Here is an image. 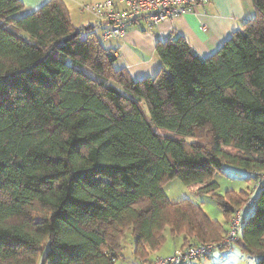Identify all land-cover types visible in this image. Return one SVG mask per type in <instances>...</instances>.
<instances>
[{"label":"trees","instance_id":"1","mask_svg":"<svg viewBox=\"0 0 264 264\" xmlns=\"http://www.w3.org/2000/svg\"><path fill=\"white\" fill-rule=\"evenodd\" d=\"M253 4L209 58L160 41L161 71L135 81L60 0L21 18L20 0H0V264H117L128 233L139 263L166 231L184 247L219 242L223 226L163 185L217 197L224 165L260 183L253 210L249 193L218 204L227 221L250 208L235 243L264 264V0Z\"/></svg>","mask_w":264,"mask_h":264},{"label":"crops","instance_id":"2","mask_svg":"<svg viewBox=\"0 0 264 264\" xmlns=\"http://www.w3.org/2000/svg\"><path fill=\"white\" fill-rule=\"evenodd\" d=\"M20 1L24 9L16 15L18 18L34 13L51 0ZM60 1L69 11L75 29L96 27L95 32L100 45L113 53L117 59L115 68L125 70L135 81L155 77L161 71V61L156 53V46L160 41L182 37L200 58H209L252 18L253 2V0H211L207 4L198 6L196 13L171 19L152 28L144 18H140L127 27L124 37L106 40L103 37L106 26L93 11L86 10L85 7H93L101 2L118 4V0ZM118 6L122 7L121 4ZM231 217L227 221L228 227L223 226L224 236L228 231ZM167 233L169 231L165 233L168 240ZM172 237L173 245L165 248V243L159 251L151 253L150 260L168 257L183 246L182 237ZM117 264H139L133 254L132 240L125 243L124 259Z\"/></svg>","mask_w":264,"mask_h":264},{"label":"built area","instance_id":"3","mask_svg":"<svg viewBox=\"0 0 264 264\" xmlns=\"http://www.w3.org/2000/svg\"><path fill=\"white\" fill-rule=\"evenodd\" d=\"M211 0H118L113 2H101L95 6H86V10L93 11L98 19L104 23V39L122 38L126 34L127 27L137 19L144 18L149 27H157L160 24L196 13L200 5L207 4ZM260 186V183H258ZM257 186V187H258ZM254 194H249L248 206L254 208ZM244 208L233 213L229 228L223 240L216 243H200L181 247L175 252L162 258L150 261H141L139 264H198L209 259L215 252L224 250L228 245L234 244L240 235L243 224Z\"/></svg>","mask_w":264,"mask_h":264},{"label":"rangeland","instance_id":"4","mask_svg":"<svg viewBox=\"0 0 264 264\" xmlns=\"http://www.w3.org/2000/svg\"><path fill=\"white\" fill-rule=\"evenodd\" d=\"M256 14V9L252 2V18ZM206 143V140H203ZM187 143H195V140L188 139ZM213 181L217 183L218 189L216 196L200 192L201 185H185L180 179H172L163 185V191L169 201L176 203L183 200H189L200 206L207 217L221 226H227V217L223 208L218 204L219 199H227L228 195L243 196L244 193L257 194L256 181L246 170L236 168L230 165H224L220 171L214 175ZM247 207V206H246ZM250 208L245 209L242 216L247 217ZM168 240L165 248L173 245V237L167 233ZM131 240V234L128 233L125 243ZM243 243H234L230 249L215 252L207 261L198 264H257L259 256L250 255L243 250Z\"/></svg>","mask_w":264,"mask_h":264}]
</instances>
